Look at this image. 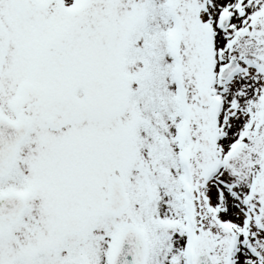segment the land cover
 I'll return each mask as SVG.
<instances>
[{
    "label": "snow or ice",
    "instance_id": "6c2138e0",
    "mask_svg": "<svg viewBox=\"0 0 264 264\" xmlns=\"http://www.w3.org/2000/svg\"><path fill=\"white\" fill-rule=\"evenodd\" d=\"M0 264H264V0H0Z\"/></svg>",
    "mask_w": 264,
    "mask_h": 264
}]
</instances>
